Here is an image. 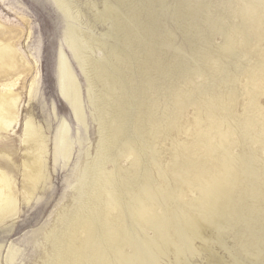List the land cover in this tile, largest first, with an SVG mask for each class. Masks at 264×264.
Instances as JSON below:
<instances>
[{"label": "rangeland", "instance_id": "374dc122", "mask_svg": "<svg viewBox=\"0 0 264 264\" xmlns=\"http://www.w3.org/2000/svg\"><path fill=\"white\" fill-rule=\"evenodd\" d=\"M68 1L73 21L55 0H0V172L19 208L0 264H264V0ZM28 118L48 139L31 199Z\"/></svg>", "mask_w": 264, "mask_h": 264}, {"label": "bare ground", "instance_id": "6f19581e", "mask_svg": "<svg viewBox=\"0 0 264 264\" xmlns=\"http://www.w3.org/2000/svg\"><path fill=\"white\" fill-rule=\"evenodd\" d=\"M56 3H58L59 7H61L65 13L70 17V19L73 21V13H72V6L70 1L68 0H55ZM82 26V25H81ZM78 30V29H77ZM82 35V34H81ZM86 35V34H85ZM84 35V36H85ZM67 38L69 42L70 49L76 54L77 58L80 60V63L83 61V65L85 66L86 62V56L84 50H86V40L84 37L76 35V29L74 24L68 25V31H67ZM4 45V44H3ZM3 49V47H2ZM64 53V52H63ZM63 53H59V62L61 65V70H60V76H59V87L61 89V93L63 97L67 100L69 106L71 107L74 115L76 117L80 116V118L83 117V114H81V98L79 94V90L77 87V84L75 82L74 76L71 72V69L68 68V66L65 63V57ZM1 55V54H0ZM4 65H0V80H4L9 74L6 75L3 73L4 70H7L5 68L6 63L8 62H3ZM68 63V62H67ZM79 65V64H78ZM3 67V68H2ZM8 67V66H7ZM5 68V69H4ZM23 68V67H22ZM20 69V68H19ZM24 70V69H23ZM9 73V72H8ZM13 73V72H11ZM11 75V74H10ZM75 75V74H74ZM6 76V77H5ZM87 77V83L88 87L91 88V82L89 79V76L86 74ZM7 81V79H5ZM10 80V79H9ZM5 81V82H6ZM15 81V80H14ZM13 82V81H10ZM4 83V81H3ZM14 83V82H13ZM34 83V82H33ZM87 85V84H86ZM12 83L8 84H3L2 87H12ZM87 87V86H86ZM28 89V88H27ZM3 90V89H2ZM5 90V88H4ZM93 90V88H92ZM6 93V92H5ZM1 95V94H0ZM4 95V94H3ZM9 95V94H8ZM11 95V94H10ZM7 96V95H6ZM94 100V98H92ZM12 101L10 98L5 99L4 102H2L4 107H10ZM84 104V103H83ZM11 108V107H10ZM84 108V106H83ZM106 110V109H105ZM85 111V109H84ZM9 114V113H8ZM86 114V112H85ZM88 115H86L87 117ZM28 117V116H27ZM90 117V116H89ZM88 117V118H89ZM59 119V118H58ZM60 125V124H59ZM4 129V128H3ZM113 134V133H112ZM67 128L65 129V126L61 125L58 129V133L55 134L54 140H53V161L54 163L57 161V158L63 155H66L69 151V143H68V137H67ZM1 136V135H0ZM22 142L26 143V150L28 151V157L29 155H33L36 159H34L35 165L40 167L38 170L39 172L33 179L31 180V185L30 187L26 188V193L28 199L34 198L37 193H39L41 188H37L36 186L45 179L44 175V169H45V162L43 161L45 159V156L47 154V140L46 136L44 135L43 129L39 128L36 126L34 121L32 119H27L24 125V130H23V135H22ZM108 138V137H107ZM21 139V138H20ZM108 141V140H107ZM21 143V141H20ZM23 143V145H24ZM110 143V142H109ZM74 144V143H73ZM109 146V144H108ZM106 148V147H105ZM110 148V147H109ZM108 148V150H110ZM107 149V148H106ZM105 149V150H106ZM51 150V149H50ZM107 150V152H108ZM140 151V150H139ZM24 153V154H27ZM106 154V153H105ZM27 156V155H26ZM142 156V155H141ZM26 158V157H25ZM10 159V158H9ZM30 159V158H29ZM27 160V159H26ZM64 160V159H63ZM106 161V158H105ZM111 161V160H109ZM28 162V161H27ZM106 163V162H105ZM104 163V164H105ZM103 164V165H104ZM84 166V165H83ZM26 167V166H25ZM47 167V166H46ZM28 169V168H27ZM47 169V168H46ZM45 169V170H46ZM24 170V169H23ZM83 170V169H82ZM33 171V170H32ZM36 171V170H35ZM80 171V169H79ZM28 172V171H27ZM25 173V172H24ZM105 174V173H104ZM110 174V173H109ZM106 175V174H105ZM109 176V175H108ZM111 176V175H110ZM24 177V176H23ZM31 177V176H30ZM82 177V176H81ZM94 178V177H93ZM100 178V176L98 177ZM109 178V177H108ZM96 179V178H95ZM111 179V178H110ZM114 179V178H112ZM26 180V179H25ZM28 181V179H27ZM86 181V180H84ZM101 182V180H99ZM98 181V182H99ZM104 181V180H103ZM102 181V182H103ZM106 182V181H105ZM100 185V184H99ZM102 185V183H101ZM105 185V184H104ZM109 185V184H108ZM105 185V186H108ZM112 185V184H111ZM10 177L5 173V172H0V221L8 218L9 216H13L18 210H17V197L13 194L11 191L10 187ZM91 186V184L89 185ZM98 185H96L97 187ZM88 188V187H87ZM99 188V187H98ZM97 188V189H98ZM101 188V187H100ZM104 188V187H102ZM106 189V188H105ZM96 190V188H95ZM107 190V189H106ZM105 190V191H106ZM97 192V191H95ZM100 192V191H99ZM98 192V193H99ZM102 192V191H101ZM100 192V193H101ZM75 193V192H74ZM73 193V194H74ZM88 193V192H87ZM99 193V194H100ZM17 195V194H16ZM109 195V194H108ZM73 196V195H72ZM114 196V195H113ZM20 197V196H19ZM18 197V198H19ZM108 197V196H107ZM112 197V196H111ZM110 197V198H111ZM117 197V196H116ZM150 197V196H149ZM94 198V197H93ZM92 198V199H93ZM109 198V200H110ZM119 198V197H118ZM85 199V198H84ZM83 199V200H84ZM72 200V199H71ZM108 200V198H107ZM89 201V200H88ZM91 201V200H90ZM111 201V200H110ZM152 201V200H151ZM74 204V203H73ZM87 204V203H85ZM81 209V207H80ZM87 209V207H86ZM93 210V209H92ZM91 221V220H90ZM96 221V220H95ZM104 221V220H103ZM96 223V222H95ZM103 224V223H102ZM132 226V225H131ZM66 228V227H65ZM136 230V229H135ZM65 237V236H64ZM119 239V238H118ZM110 240V239H109ZM124 241V240H123ZM95 245V244H94ZM62 246V245H61ZM60 247V246H59ZM63 247V246H62ZM10 250V249H9ZM102 250V249H101ZM116 251V250H115ZM11 252V251H10ZM57 252V250H56ZM60 252V251H59ZM63 252V251H62ZM102 252V251H100ZM99 252V253H100ZM13 253V252H12ZM99 255V254H98ZM113 256V254H112ZM7 258V257H6ZM105 258V257H104ZM12 259V258H11ZM6 261V260H5ZM82 262V261H81ZM104 263V262H103ZM8 264V263H7Z\"/></svg>", "mask_w": 264, "mask_h": 264}]
</instances>
